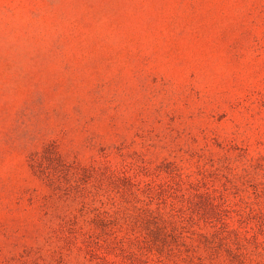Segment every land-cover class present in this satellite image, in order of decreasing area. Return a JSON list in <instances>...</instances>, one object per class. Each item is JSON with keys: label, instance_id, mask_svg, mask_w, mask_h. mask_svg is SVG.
Here are the masks:
<instances>
[{"label": "rangeland", "instance_id": "1", "mask_svg": "<svg viewBox=\"0 0 264 264\" xmlns=\"http://www.w3.org/2000/svg\"><path fill=\"white\" fill-rule=\"evenodd\" d=\"M0 264H264V0H0Z\"/></svg>", "mask_w": 264, "mask_h": 264}]
</instances>
